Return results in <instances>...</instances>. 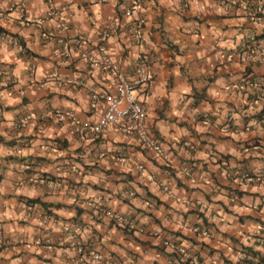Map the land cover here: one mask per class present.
I'll use <instances>...</instances> for the list:
<instances>
[{"label":"clouds","instance_id":"1","mask_svg":"<svg viewBox=\"0 0 264 264\" xmlns=\"http://www.w3.org/2000/svg\"><path fill=\"white\" fill-rule=\"evenodd\" d=\"M0 264H264V0H0Z\"/></svg>","mask_w":264,"mask_h":264},{"label":"crops","instance_id":"2","mask_svg":"<svg viewBox=\"0 0 264 264\" xmlns=\"http://www.w3.org/2000/svg\"><path fill=\"white\" fill-rule=\"evenodd\" d=\"M225 159H228V157H225ZM218 163H219V161H218Z\"/></svg>","mask_w":264,"mask_h":264}]
</instances>
